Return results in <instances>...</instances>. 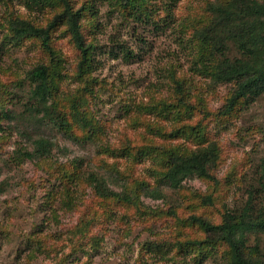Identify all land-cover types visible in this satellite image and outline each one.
Instances as JSON below:
<instances>
[{
    "label": "rangeland",
    "instance_id": "374dc122",
    "mask_svg": "<svg viewBox=\"0 0 264 264\" xmlns=\"http://www.w3.org/2000/svg\"><path fill=\"white\" fill-rule=\"evenodd\" d=\"M72 1L76 8L89 6V16L94 20V26L84 29L88 41L95 44L94 79L87 106L102 132L96 141L81 142L49 123L50 127L54 125L53 139L57 142L50 157L22 160L17 151L29 142L22 133L26 121L18 114L30 101L27 72L47 57L31 39L19 44L10 39L7 16L15 12L44 21L53 7L28 6L26 0H0V264H225L220 254L199 259L191 252L184 261L181 256L161 259L151 254L145 247L147 241H163L178 230L172 217L157 216L153 209H173L178 220L192 212V204L200 203L202 207L195 209L218 219L221 200L229 207L241 206L251 192L256 194L261 189L264 95L238 106L234 117L207 121L209 139L202 145L215 141L222 151L221 163L212 168L215 179L205 181L193 176L184 181L182 189L160 186L161 197L141 196L140 211L124 202L106 200L95 193L85 174L99 173L111 188L122 191L125 186L116 180V167L121 176L133 174L156 186L153 161L131 157L122 148L134 152L147 137L168 146L197 148L196 137L169 134L176 133L174 130L184 122L199 121L205 108L194 103L197 97L203 98L212 112L222 109L232 85L214 84L197 70L200 63L195 62L193 25L195 18L205 13L208 0H145L142 10L130 13L123 11L116 0ZM62 33L58 30L55 44L65 60L66 77L58 94L75 93L81 86L75 78L81 54ZM227 55L233 58L241 53L232 47ZM172 69L188 78L184 96L195 106L178 118L174 110L164 108V103L175 100L169 78ZM107 145L120 153L112 155L105 150ZM76 158L83 160L81 167H76L85 181L79 179L78 187L73 186L72 190H77L76 204L68 207L60 175L61 170H75ZM211 191L216 205H203L204 199L194 195ZM188 230L182 229L180 236L200 234L196 228ZM261 246L264 251V233Z\"/></svg>",
    "mask_w": 264,
    "mask_h": 264
},
{
    "label": "trees",
    "instance_id": "16d2710c",
    "mask_svg": "<svg viewBox=\"0 0 264 264\" xmlns=\"http://www.w3.org/2000/svg\"><path fill=\"white\" fill-rule=\"evenodd\" d=\"M144 3L145 0H116V4L128 13L134 9L142 10L140 6ZM46 4L53 7V13L44 21L15 12H10L7 16L10 39L17 44L31 39L47 57L27 72L31 83L30 101L18 114V118L26 121L27 126L22 133L29 142L28 145L21 144L17 151L22 160L50 157L57 142L53 139L54 125L50 127L49 123H55L62 134L81 142L90 139L96 141L98 133L100 136L102 132L100 122L87 106L91 80L94 79L92 53L95 47L92 41H88L84 31L86 27L94 26L93 17L89 16L90 7L83 4L76 8L72 0H26L28 6ZM195 21L192 36L193 48L196 49L195 62L200 63L197 70L210 77L214 84L225 82L232 85L224 107L212 112L207 108L205 100L197 97L194 103L205 108L199 121L184 122L174 130L176 133L169 134L173 137L183 134L196 137L197 148L168 146L166 142H155L148 137L133 149L134 152L123 147L121 151L131 157H146L153 161L157 185L151 186L133 174H123L129 179L125 182L121 172L115 167L113 171L116 180L125 186L122 191H117L99 173L85 174V180L98 196L127 203L140 211L141 196L161 197L160 186L182 189L184 181L193 176L205 181L215 179L212 168L221 163L222 151L215 141L202 145V141L209 139L206 137L207 121H222L226 116L234 117L238 106L256 101L264 95V0H208L205 13L195 18ZM58 30L68 37L69 42L81 54L75 67V78L81 86L75 93L58 94L61 81L66 77L65 60L55 44ZM232 47H237L241 56L229 57L227 52ZM169 78L170 85L175 90V100L164 103V108L170 112L174 110L175 118H178L181 113H187L188 109L195 106L185 100V84L188 81L186 75L172 69ZM182 108L185 111H181ZM161 134L165 135L163 132ZM105 148L112 155L120 153L119 149L110 145ZM61 150L67 151V148L62 147ZM75 162V170H61L60 175L64 182L63 190L67 193L64 204L68 207L76 204L74 193L77 190L72 188L78 187V180L83 179V174L77 170L83 160L76 158ZM51 167L49 170L55 173L56 170ZM262 167L264 172V164ZM194 195L204 199L203 205H216L213 191ZM223 202L221 200L222 209L218 210V219L205 214L200 208L195 209L202 207L200 203L192 204V212L186 218L178 220L173 209H153L157 216L162 214L172 217L178 230L163 241H147L145 247L161 259H176L181 256L180 260L184 261L194 252L199 259L220 254L225 264H264L261 246L264 233V181L256 194L250 193L245 204L229 207ZM188 228H196L200 234L194 236L191 233L188 237H181L184 233L182 229L186 232L189 231Z\"/></svg>",
    "mask_w": 264,
    "mask_h": 264
}]
</instances>
